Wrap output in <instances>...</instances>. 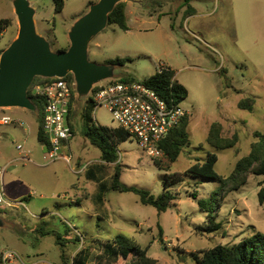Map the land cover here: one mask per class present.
Masks as SVG:
<instances>
[{
  "label": "rangeland",
  "instance_id": "rangeland-1",
  "mask_svg": "<svg viewBox=\"0 0 264 264\" xmlns=\"http://www.w3.org/2000/svg\"><path fill=\"white\" fill-rule=\"evenodd\" d=\"M29 1L37 10L38 33L55 44V52L70 47L69 30L99 2L64 0V10L57 13L53 0ZM127 5L130 31L108 25L91 42L88 57L97 65H110L116 59L132 61L113 67L112 78L99 84L125 77L142 81L156 74L159 65L172 68L189 92L182 106L190 114L191 146L167 171L157 167L150 152L129 138L118 149L122 182L158 197L167 175H184L197 160L214 152L207 137L216 122L222 124L225 137L239 136L236 148L216 152V171L228 177L238 160L251 152L257 141L254 133H264V0H190L189 4L184 0H132ZM19 30L13 0H0L2 52L18 38ZM73 82L77 100L71 117L75 134L67 149L74 156L71 166L63 161L46 164L47 148L38 140L39 109H0V120L4 116L14 120L0 125V167L9 164L4 188L13 203L0 208L4 219L0 224V264H5L2 256L9 251L18 255L9 264H63L64 259L70 264L85 247L93 260L102 252V244L118 235L135 240L143 249L149 247L148 255L157 264H197L192 253L200 255L202 250L264 234V203L259 198L264 177L260 176H250L243 188L223 201L220 183L184 176L183 183L172 188L178 194L175 205L165 213L143 205L135 193L111 190L100 204L97 183L88 180L85 171L78 172L101 163L100 150L84 135L82 119L93 89L81 94L74 77ZM249 98L255 99L252 112L238 106ZM90 116L102 126L119 128L104 107L94 108ZM18 145L30 153L32 162L21 159ZM114 166L107 167L101 180L110 181ZM192 193L207 200L213 211H202ZM210 216L216 217L221 229L197 234L196 227L209 223ZM42 227L55 234L41 235L38 230ZM57 234L67 236L68 245H58ZM113 264H131V259L119 258Z\"/></svg>",
  "mask_w": 264,
  "mask_h": 264
},
{
  "label": "trees",
  "instance_id": "trees-1",
  "mask_svg": "<svg viewBox=\"0 0 264 264\" xmlns=\"http://www.w3.org/2000/svg\"><path fill=\"white\" fill-rule=\"evenodd\" d=\"M55 3V10L61 13L65 7L64 0H53ZM189 4L190 0H184ZM127 2L117 5L109 18V26L116 25L121 30L130 31L127 18ZM5 24L6 21H2ZM55 44H52L54 46ZM66 49H58V52L66 51ZM3 52L0 50V56ZM132 59H116L110 61L111 64L125 66L131 62ZM176 77V72L166 66L163 73H156L148 79L142 80L144 84L155 90L164 97H177L180 102L188 98V90L180 84ZM68 80H72V75L67 76ZM122 82L138 81L135 78L125 77L121 79ZM41 78H36L29 89L28 96L37 106L40 112L38 118V140L44 144L47 149L50 147L49 139L43 130V112L44 102L32 95V89L36 84L46 82ZM239 108L253 111L255 107V99L249 98L239 103ZM75 107V106H74ZM72 108L69 115V124L75 134L74 126L72 124ZM94 109L92 99L90 98L87 107L82 112V119L84 124V135L89 139L91 144L98 148L101 152V163L94 165L85 172L88 180L97 183L99 193L97 201L102 204L105 201V194L108 191H118L122 193H135L139 195L143 205L152 206L157 209L159 213H165L175 205L178 199V194L172 191V188L181 185L184 181V176L192 178H203L209 181H215L221 184L222 201L230 194L243 188L250 176L264 177V133L256 131L254 137L257 139L252 145L249 155L241 158L235 165V168L228 177L219 175L216 171V165L219 162V155L216 152L234 149L239 143V136L234 134L231 138L225 137L224 129L221 123H213L210 127L207 137V144L214 150L208 152L204 160H197L184 175L170 174L164 180V191L158 197L153 196L150 192L134 187H128L122 182L123 169L119 163V146L126 142L130 137L119 128H109L97 123L91 116L90 112ZM189 116L184 119L182 124L173 130L170 135L164 139L159 145V150L162 152V157L154 158V164L162 170H170L171 164L175 163L180 157L185 148L191 146L189 139ZM163 158V159H162ZM109 165L114 166V173L110 177V181L101 180V175L105 172ZM264 181L260 183V186ZM197 201L200 209L208 213L212 208H209V202L200 198L197 193L190 195ZM261 204L264 203V189L259 193ZM213 211V209L211 210ZM210 222L196 227L197 234H212L221 229V223L215 221L216 217L210 216ZM68 230V229H67ZM38 232L41 235L55 234L53 230H47L42 227ZM68 232V231H67ZM66 232V235H67ZM163 236V231L160 228V237ZM57 244L65 247L68 245V239L63 235L57 234ZM149 247L143 249L137 242L124 235H118L115 238L108 240L102 244V252L92 260L91 251L88 247L79 250L70 264H113L119 258L131 259V264H157V261L148 255ZM197 264H264V234H256L250 238L243 240L238 244L233 245H218L214 248L200 251V255L191 254ZM63 254L62 258L64 259ZM63 264H69L65 259Z\"/></svg>",
  "mask_w": 264,
  "mask_h": 264
},
{
  "label": "built area",
  "instance_id": "built-area-1",
  "mask_svg": "<svg viewBox=\"0 0 264 264\" xmlns=\"http://www.w3.org/2000/svg\"><path fill=\"white\" fill-rule=\"evenodd\" d=\"M165 65H159L157 73H163ZM176 78V77H175ZM36 84L32 95L44 102L43 130L47 135L50 147L47 153L48 164L63 161L72 165L73 154L67 149L74 138V132L69 124V115L77 100L75 84L65 78H52ZM92 104L94 108H106L114 121L130 138H134L140 148L150 152L154 158L162 157L159 145L170 133L178 128L185 118L190 116L177 97H164L143 81L122 82L112 80L97 84L93 88ZM14 120L4 116L0 125L13 124ZM18 150L23 156L22 160L32 162L30 153L24 146L19 145ZM8 166L0 167V208L11 207L13 203L8 200L4 188V175ZM83 167L78 172L87 171ZM18 255L7 252L2 261L9 264Z\"/></svg>",
  "mask_w": 264,
  "mask_h": 264
},
{
  "label": "water",
  "instance_id": "water-1",
  "mask_svg": "<svg viewBox=\"0 0 264 264\" xmlns=\"http://www.w3.org/2000/svg\"><path fill=\"white\" fill-rule=\"evenodd\" d=\"M132 0H99L90 6L69 30L70 47L55 52L51 43L37 31V10L29 0H13L19 21L18 38L0 56V109L20 108L38 112L29 98L36 78H65L73 75L78 91L88 94L94 86L112 78L113 67L97 65L89 60L91 42L103 32L117 5ZM137 3V2H136ZM4 219L0 217V224Z\"/></svg>",
  "mask_w": 264,
  "mask_h": 264
},
{
  "label": "crops",
  "instance_id": "crops-1",
  "mask_svg": "<svg viewBox=\"0 0 264 264\" xmlns=\"http://www.w3.org/2000/svg\"><path fill=\"white\" fill-rule=\"evenodd\" d=\"M128 2H130V1H127V3ZM132 3V2H131ZM136 3V2H135ZM128 6V5H127ZM2 126V125H1ZM0 139H1V134H0ZM19 146V145H18ZM17 146V147H18ZM18 149V148H17ZM47 153H48V149H47V152H46V155L44 156V160H45V162H46V164H48V160H47ZM2 154V151H0V155ZM20 155H21V157H22V154H21V151H20ZM22 159V158H21ZM6 166H9V164L8 165H6ZM5 167V166H4ZM86 172V171H85Z\"/></svg>",
  "mask_w": 264,
  "mask_h": 264
}]
</instances>
